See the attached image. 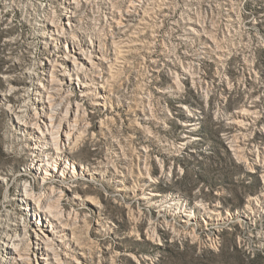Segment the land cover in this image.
<instances>
[{
  "label": "rangeland",
  "instance_id": "rangeland-1",
  "mask_svg": "<svg viewBox=\"0 0 264 264\" xmlns=\"http://www.w3.org/2000/svg\"><path fill=\"white\" fill-rule=\"evenodd\" d=\"M73 1L0 0V89L4 75L38 82L52 133L66 124L81 136L74 168L53 158L58 176L35 178L36 116L16 129L0 111V264L39 255L23 189L29 210L39 198L56 211L55 239L41 244L50 264H264V0ZM65 13L63 36L40 37L46 22L60 31ZM73 49L91 65L65 62ZM195 113L196 138L182 143ZM150 188L163 195L141 198Z\"/></svg>",
  "mask_w": 264,
  "mask_h": 264
},
{
  "label": "bare ground",
  "instance_id": "bare-ground-1",
  "mask_svg": "<svg viewBox=\"0 0 264 264\" xmlns=\"http://www.w3.org/2000/svg\"><path fill=\"white\" fill-rule=\"evenodd\" d=\"M66 4L69 8H74V1L73 0H66ZM128 18L132 16L131 12H127ZM71 15H67L65 13L64 19L65 21L61 24V30L58 31V28H55V25L53 22L47 23L46 22V28L48 32H41L40 37L45 38L46 36H49L50 38L57 39L60 36H63L60 32H63V29L66 28L69 24ZM51 26V29H48V27ZM74 55H77V58L75 57V60H70L68 58H65V62H70V64L73 67H77V62L81 64H86V65H91L92 63V56L91 55H86L85 52H83L82 49H77L74 50ZM99 58V57H96ZM28 77H31V75L28 73ZM6 81L10 83L8 92L1 90L0 89V111L3 113H7L9 115V118L11 119V124L16 128V129H22L28 128V124L30 123V120L32 116H36L35 121H31V124H35V126L31 125L34 129L35 133V138H33L32 145H30V153L32 152L33 157L31 158V163H29L28 170L29 173H32L35 175V178L41 177V179H44L46 174L50 175L52 178L54 176H58L56 173V169H50L51 166L49 165L50 159H57V165L58 167L63 166L65 167L67 163L72 162V168H74V164H76V161L74 158H69L74 156V152L76 151L77 142L81 138L80 134L74 135L73 133H70L66 128V124H61L59 125V130L56 135H54L51 131V129L54 127V121L55 118L49 114V109L50 105L47 102H43V97H42V89L40 88V84L38 82H34L33 80H30L29 83L31 85V88H28L27 84L20 85L16 87V84L13 83L15 80L13 75H4ZM84 79V78H82ZM80 79V86H82L83 92L82 95H88L89 90H87V84L84 83L85 81H82ZM84 87V88H83ZM16 89L17 92H15V95L9 94V92L13 91ZM20 89V90H19ZM38 94L41 96V99L38 98H32L30 97L31 94ZM253 96V95H252ZM100 98H103L100 96ZM96 104H101V102H96ZM254 105L255 104H249L248 108H245L244 112L245 114L251 113L254 111ZM28 106L35 107L39 109V112L35 111L32 114H28ZM77 107V106H76ZM244 109V108H243ZM193 111V110H192ZM243 112V111H242ZM36 114V115H35ZM242 114L243 120L239 119V123L243 122L244 124L246 123V119L248 115ZM255 114V112H254ZM238 115V114H237ZM192 117V118H191ZM242 118V117H241ZM246 118V119H245ZM39 121V122H38ZM198 118L196 117V113L194 115H188L187 119L185 120L184 126L186 128L184 129V135L182 136V143H185L188 138L190 140H193L196 138V135L194 131L196 130V124H198ZM238 123V124H239ZM30 125V124H29ZM256 133H260L258 130H256ZM260 135V134H259ZM47 144H50V146L47 147ZM47 147V150L44 148ZM56 151V152H55ZM41 153L44 154V156H41ZM46 157V160L45 158ZM70 161V162H69ZM74 171H72L73 173ZM254 172V171H253ZM88 175V173H87ZM2 178V177H0ZM264 178V177H263ZM4 180V179H2ZM119 182H122L121 180ZM58 187V186H57ZM68 189V188H66ZM126 184L122 186H117L116 190H125L126 191ZM48 192L52 193L54 191L53 187L48 188ZM19 194V193H18ZM32 193L28 192L26 189H23L22 192L19 194V200L25 202V206H29V200L33 197L31 196ZM163 194L157 193L156 190H153L150 188L147 191H142L141 192V198H146L148 201H154L156 198L162 196ZM249 210H244L243 215L246 217H249V214L247 212H251V206L250 203L253 204L254 200H257L253 195L249 196ZM89 202V200L87 199ZM23 207L22 209L28 210V215H33L37 216L39 218V221L35 222L40 224V231H33L32 238L31 240L34 244L33 247V255L35 253H38V256H35V263L36 264H50V254L42 247L41 244H43L45 241L43 240H51L55 239L56 231L54 230L55 228L58 227V225L54 222L51 221L50 217H55L54 210L52 208H49V206H41L40 205V199L38 198L36 200V205L34 207H37L36 210H29L30 207ZM214 210L219 209L218 204H214L213 206ZM43 208V209H42ZM44 212H48L50 215L45 216ZM191 212V211H190ZM226 214H230V212H226ZM42 215V216H41ZM185 220L188 219V217L193 216V214L188 213V212H183L181 214ZM261 217V216H259ZM48 221L49 225L43 224V222ZM247 223H251L250 221H245ZM56 232V233H55ZM31 238V239H32ZM3 242L4 246L6 247V250H11L12 247H16L17 243L14 242L16 238L10 237L7 234L3 236ZM81 255V258H83L84 254L82 251L78 252Z\"/></svg>",
  "mask_w": 264,
  "mask_h": 264
}]
</instances>
